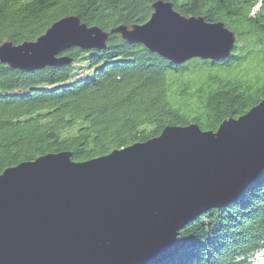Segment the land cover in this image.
<instances>
[{
	"label": "trees",
	"instance_id": "trees-1",
	"mask_svg": "<svg viewBox=\"0 0 264 264\" xmlns=\"http://www.w3.org/2000/svg\"><path fill=\"white\" fill-rule=\"evenodd\" d=\"M157 1L185 17L223 23L230 55L173 64L110 33L147 22ZM76 16L109 34L103 49L24 71L0 63V174L68 152L74 162L145 142L167 126L215 131L264 98V0H0V46L35 41ZM146 264H264V169L233 202L201 214Z\"/></svg>",
	"mask_w": 264,
	"mask_h": 264
},
{
	"label": "water",
	"instance_id": "water-1",
	"mask_svg": "<svg viewBox=\"0 0 264 264\" xmlns=\"http://www.w3.org/2000/svg\"><path fill=\"white\" fill-rule=\"evenodd\" d=\"M142 25L119 26L173 64L224 59L235 36L223 23L185 17L157 1ZM109 34L76 16L35 41L0 46V63L31 71L70 64L66 52L103 49ZM264 169V98L215 131L167 126L145 142L84 162L47 154L0 174V264H146L178 233L249 188Z\"/></svg>",
	"mask_w": 264,
	"mask_h": 264
},
{
	"label": "bare ground",
	"instance_id": "bare-ground-1",
	"mask_svg": "<svg viewBox=\"0 0 264 264\" xmlns=\"http://www.w3.org/2000/svg\"><path fill=\"white\" fill-rule=\"evenodd\" d=\"M155 259V258H154Z\"/></svg>",
	"mask_w": 264,
	"mask_h": 264
}]
</instances>
